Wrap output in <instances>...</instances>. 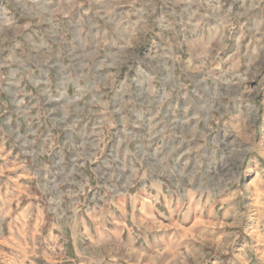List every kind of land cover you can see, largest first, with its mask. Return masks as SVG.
<instances>
[{
	"label": "rangeland",
	"instance_id": "obj_1",
	"mask_svg": "<svg viewBox=\"0 0 264 264\" xmlns=\"http://www.w3.org/2000/svg\"><path fill=\"white\" fill-rule=\"evenodd\" d=\"M81 62L93 88L77 78ZM50 64H61L58 75L69 71L82 88L76 101L90 112L82 110L80 123L86 119L89 130L90 122L101 123L89 141L66 143L64 159L55 148L61 127L52 147L38 151L23 141L31 126L26 121L19 130L18 116L12 128L3 125L10 97ZM25 91L35 93L29 86ZM56 101L40 100L44 116L62 115L65 103L51 111ZM142 108L145 117L135 119L131 110ZM117 126L135 158L117 174L126 186L120 196L107 194L101 211L79 212L94 189L110 191L111 181L92 162L102 152L94 158L88 151L96 144L105 154ZM0 132V217L4 196L16 199L27 187L51 219L48 241L27 264H264V0H0ZM81 151L88 158L83 174L68 172L69 152L80 158ZM58 159L62 166L55 165ZM153 183L184 207L192 195L215 209L183 207L178 215L161 203L162 213L148 221L140 211L131 213L141 222L134 224L131 199L141 190L149 194ZM59 203L65 207L58 209ZM92 213L102 222L114 213L137 238L141 230L160 229L161 241L112 249L87 243L78 222ZM19 228L0 231V264L21 262L14 260Z\"/></svg>",
	"mask_w": 264,
	"mask_h": 264
},
{
	"label": "built area",
	"instance_id": "obj_2",
	"mask_svg": "<svg viewBox=\"0 0 264 264\" xmlns=\"http://www.w3.org/2000/svg\"><path fill=\"white\" fill-rule=\"evenodd\" d=\"M82 63L83 62H81V66H78V68L80 67V71L78 68L76 70L78 73L77 78H83L85 84L87 86H90L89 88H93V84L92 85L89 84L86 74H84V72L81 70L82 65H84ZM60 65L61 64L58 65L50 64L48 66L43 65L42 67H38V69L34 71V73H32V76L27 78L28 82L21 84L20 89L23 92H20L10 97L12 101L11 100L9 101H11L12 103V108L6 114V119L5 121H3V125L9 129L12 128L11 120L15 119L18 116L21 119L20 118L17 119L15 125L18 124V130H19L22 126H24V122L26 121L27 125L28 124L31 125L26 131L29 132L28 135L31 133V136L29 138L27 137L28 135L26 136V134H24L22 136L23 141L26 142V146L28 147L34 148V146H36L38 148V151H41L42 149L44 150L45 147H49V148L52 147L54 141L53 138L54 133H56L58 130L62 128L61 132L63 131V139L59 140L56 143L55 148L62 150L61 159H64L66 157L65 155H67L68 157V154L66 152L64 155V146L66 145V143L82 145L84 142H87L91 139V131L93 129L97 128V130H99L101 123L99 122L97 125H94V123L90 122L89 123L90 130L88 127V121L86 119H83V122H81L82 124L80 123V119H78V116H80L84 112L82 110H86L87 112H90V110L85 108L84 106L85 104L81 106L80 101L78 102L76 101V99H81L79 88L82 90V88L76 82V77L73 78L72 81L69 80L68 78L69 71L68 72L65 71L64 75H62L61 77L58 75L57 71ZM27 67L29 68V66ZM52 67H55V70ZM71 73L72 71H70L69 76L71 75ZM134 79L137 80L136 77H134ZM28 86L31 89H34L35 93L30 94L29 92H26L25 90ZM42 99H48L54 101L57 100L56 105L55 103H53L51 107V111L52 112L54 111L53 113H56L55 109L59 110L60 108L59 105L61 103H65L66 108L64 109L61 116L60 115L51 116V117L49 115L44 116L42 114V109H41V107L43 106L40 103V100ZM118 100L119 103H122L123 97L119 95ZM43 109L44 110L47 109L45 103ZM60 110L62 111L63 109L60 108ZM143 111H144L143 108L133 109L131 110V113L132 114L134 113L135 119L140 120L145 117L144 114L142 115ZM114 113L118 114L116 110H114ZM119 114L120 117L123 118L122 111H120ZM24 116L25 118H27L26 120L23 118ZM148 116L146 117L147 119H149ZM120 117L117 119V122L121 121ZM58 120L60 122H58ZM74 123L77 124L80 123V124L77 125ZM147 125H150V123L148 122ZM42 130H43V135L40 138V140H38L36 137H38V132ZM1 134L2 132H0V135ZM124 134L125 133L123 132V129L121 127L117 126L115 128V130L112 132V138L111 141L108 143V148L105 154L103 153L105 151V149L103 150V147H98V151H97L96 144H94L93 146H89L93 150V151H88L89 153H91V156L96 152L95 155L92 156L94 158H97L99 151L102 152L101 155L103 154V157L98 160L92 161L93 166L96 169V171L102 172L106 176V178H108L111 181L110 183L111 185H110V191L96 188L90 194H88L89 197L83 200V206L79 208V212L87 213L93 211H101V209L105 207L107 204L104 203V198L107 196V194L111 196L122 195L120 191L124 189L126 185L119 181V177L117 176V174L120 172V169L128 165L131 166L132 164L135 163V158L127 153V145L124 144V140H123ZM128 134L131 135L132 132L129 131ZM146 142L150 146L152 142H154V138L147 139ZM92 143H95L93 142V139H92ZM13 147L18 151V147L16 145H12V148ZM138 148L140 151H144L147 148V146L144 143L138 144ZM38 151L37 154L39 153ZM26 152L20 150V154L23 157L28 156L26 155ZM81 152L83 153L84 156L81 155L82 157L80 158H78V155H71V153L69 152L70 158L67 159L66 161L67 171L69 169L73 173L77 172L79 175L83 174L82 166L84 161L88 158L86 151H81ZM101 155L98 157H101ZM148 155L154 156V154L151 153H148ZM34 160L35 162H38V159H34ZM116 163H118L119 165L116 166ZM55 165L62 166L59 163V159L55 161ZM113 173H114V177H111ZM126 182L128 183L129 181ZM54 193L56 194L53 196L56 198L55 201L60 200L59 199L60 195L56 191ZM168 194L172 195L173 193L170 192ZM76 198L77 201L82 200L80 199V197H76ZM55 206L58 209H61L65 207V204L59 203V205L55 204ZM109 206L110 205H108V207ZM111 206L113 205L111 204ZM112 209L114 208L112 207Z\"/></svg>",
	"mask_w": 264,
	"mask_h": 264
},
{
	"label": "crops",
	"instance_id": "obj_3",
	"mask_svg": "<svg viewBox=\"0 0 264 264\" xmlns=\"http://www.w3.org/2000/svg\"><path fill=\"white\" fill-rule=\"evenodd\" d=\"M151 186V192L149 194H147L146 190H141V197L134 196L131 199L130 214L140 211L145 220L147 219L148 221V218L155 217V214L160 215L162 213L158 209L161 210L160 205L163 203L166 207L164 209L166 212H178L179 215V212L182 210L185 203H181V200L178 197L173 198L165 192H162L161 187L157 183H153ZM25 188L23 192L17 193V196H19L20 199L19 197L16 199L9 198L14 196L9 195V193L6 197L4 196L6 199L2 206L5 213L0 217L1 233L7 229L9 230V233L13 234L11 225L12 227L19 225V229H21L20 233L22 232V229L24 230L18 241V250L16 251L14 259H21V262L17 264H27L30 260H37L36 258L34 259V256L39 254L41 245H44L48 241L46 236L51 233H49L51 228V219L47 211L43 208V204L40 199L35 200L36 197L34 196L30 198V195L27 193ZM188 196V205L184 207L188 210V212H190V209L196 211L206 210L209 212L215 209V206L212 203H200L199 201L195 202L192 195ZM146 198H151V201L146 200ZM121 209H123V206ZM218 211L220 218L224 217L222 212L220 210ZM113 212L117 215H119V213L121 214V211L118 213V211L114 210ZM114 213H109L113 216L110 220L111 222H108L106 219L102 222L101 219L97 217L98 215L94 213L79 218L78 227L82 236L86 238L87 243L94 245L97 244L96 246L100 247L106 246L105 249H112L126 245L134 247V242H136L134 240L139 241L138 245H140V248H144L147 242L146 240H150L152 242L156 240L161 241L162 230L160 229L158 232H144L141 230L139 232L140 236H138V238L137 236L134 237L129 230L124 231L121 228L119 216H115ZM131 217L134 218L132 219L134 224L137 221L138 224L141 223L140 220L135 219L133 214H131ZM139 219H142V216H140ZM7 220H9L8 224ZM152 223H155V221H152ZM120 228L121 230H119Z\"/></svg>",
	"mask_w": 264,
	"mask_h": 264
},
{
	"label": "bare ground",
	"instance_id": "obj_4",
	"mask_svg": "<svg viewBox=\"0 0 264 264\" xmlns=\"http://www.w3.org/2000/svg\"><path fill=\"white\" fill-rule=\"evenodd\" d=\"M45 61V60H44Z\"/></svg>",
	"mask_w": 264,
	"mask_h": 264
}]
</instances>
